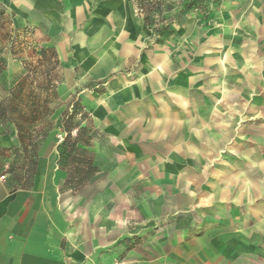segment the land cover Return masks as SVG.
I'll return each instance as SVG.
<instances>
[{
    "label": "crops",
    "instance_id": "0c3cea01",
    "mask_svg": "<svg viewBox=\"0 0 264 264\" xmlns=\"http://www.w3.org/2000/svg\"><path fill=\"white\" fill-rule=\"evenodd\" d=\"M0 7L10 10L19 25H33L50 39L69 84L109 82L103 99L85 97L88 107L105 113L110 131L119 138L133 135L139 143L149 139L163 146L148 152L156 158L148 162L157 165L158 174L166 171L185 186L210 173L207 200L243 207L240 212L251 214L257 230L252 236L264 235L261 9L242 18L225 7L203 19L199 10L183 13L176 45L146 52L148 25L134 0H0ZM172 23L176 27L174 19ZM244 25L239 33L233 31ZM209 41L215 42L206 45L210 49H219L220 41L237 43L246 61L223 69L228 52L218 56L207 51L202 46ZM132 65L137 67L134 78H112ZM76 69L82 71L78 80ZM223 83L226 93L221 95ZM119 138L112 141L120 143ZM10 139L0 123V164ZM53 158L52 172L38 174L29 188L13 189L0 166V264H109L108 225L94 226L97 237L106 234L102 239L82 228L84 216L76 210L81 198L64 189L67 170L60 167L59 155Z\"/></svg>",
    "mask_w": 264,
    "mask_h": 264
},
{
    "label": "rangeland",
    "instance_id": "374dc122",
    "mask_svg": "<svg viewBox=\"0 0 264 264\" xmlns=\"http://www.w3.org/2000/svg\"><path fill=\"white\" fill-rule=\"evenodd\" d=\"M164 1V10L169 4L174 7L166 17L172 16L176 27L172 23L159 31L170 20L148 25L146 52L149 47L170 49L176 45L177 27L182 22V16H176L180 0ZM223 7L237 18L261 9L264 26V0H206L197 15L202 19L210 17ZM243 28L245 25L233 31L239 33ZM260 40L263 43L264 37ZM214 44L209 41L202 47ZM219 45V49L206 50L218 56L228 52L227 62L223 60L227 67L223 69L228 68V63L246 61L240 57L237 43L229 46L227 41H220ZM43 50L50 52L44 56ZM52 50L53 44L42 31L33 25H19L10 10L0 7V123L11 137L2 150L0 166L8 174L12 188H29L36 184L38 174L48 176L52 172L53 157L59 155L58 146L67 136L59 124L78 104L83 111H79L75 122L85 109L97 128H92L88 150L100 175L80 182L74 162L67 170L64 189H71L81 198L76 210L80 217L84 216L79 220L82 228L91 229L92 236L97 237L94 226L108 225L109 264H264L263 234L252 236L257 230L251 226V214L240 212L243 207L229 202L208 201L205 193L210 173L202 175L199 181L186 182L185 186L170 179L166 171L158 174L157 165L148 162L156 158H150L148 152L161 151L163 146L156 147L149 139L139 143L133 135L119 138L110 131L106 114L99 108L91 111L88 107L85 97L103 99L109 92V82L69 84L67 70L60 66V61L55 64ZM136 71L137 67L132 65L114 72L112 78H134ZM74 74L78 80L82 71L76 69ZM107 79L108 76L104 81ZM226 86L227 83L221 84V95L226 93ZM32 101L46 105L47 109L42 113L28 112L26 107ZM85 124L89 125L88 120ZM112 137L119 138L120 143L112 141ZM212 166L209 164L208 170ZM116 221L120 222L118 229Z\"/></svg>",
    "mask_w": 264,
    "mask_h": 264
},
{
    "label": "trees",
    "instance_id": "16d2710c",
    "mask_svg": "<svg viewBox=\"0 0 264 264\" xmlns=\"http://www.w3.org/2000/svg\"><path fill=\"white\" fill-rule=\"evenodd\" d=\"M138 12L143 15L144 20L147 25L152 26L156 23L160 24L164 21L170 20L166 26H162L159 31H164L172 22L173 18L166 17L167 13L172 11V4H169L164 10L165 1L164 0H134ZM206 0H180L177 4L179 8L177 12V17L183 13L201 10L204 7V2ZM2 12V11H1ZM50 51L43 50L42 55H46ZM52 57L55 64H59V59L55 50L51 51ZM56 91V89H55ZM21 100V99H20ZM30 100V99H29ZM24 101V100H23ZM22 101V102H23ZM28 112L31 113H42L43 109H47L46 105L40 102L32 101L31 104L26 107ZM83 108L80 105L74 106V111L72 113L66 114L59 124V127L67 134L65 141L58 146L59 153V165L63 169L68 170L72 163H77L76 172L79 173L78 180L86 181L91 179L97 172V168L94 166L93 157L88 150L90 147V142L92 138V127L85 124L88 119V114L80 112V119L75 122L79 111ZM21 132V130H19ZM75 131V135L73 132ZM69 173V171H68Z\"/></svg>",
    "mask_w": 264,
    "mask_h": 264
}]
</instances>
